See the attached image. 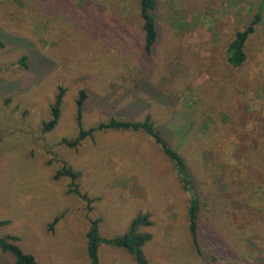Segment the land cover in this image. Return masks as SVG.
Returning a JSON list of instances; mask_svg holds the SVG:
<instances>
[{"label": "rangeland", "instance_id": "rangeland-1", "mask_svg": "<svg viewBox=\"0 0 264 264\" xmlns=\"http://www.w3.org/2000/svg\"><path fill=\"white\" fill-rule=\"evenodd\" d=\"M20 1L0 0V237H18L38 264H90L92 221L114 239L149 214L148 264H264V11L245 63L227 60L263 0H156L150 55L140 0ZM60 89V118L45 132ZM82 92L84 129L150 117L185 159L201 253L189 231L191 195L153 138L106 130L76 148L64 143L79 134ZM63 168L80 173L92 211L69 193V177L56 178ZM99 257L137 264L107 244ZM14 263L0 253V264Z\"/></svg>", "mask_w": 264, "mask_h": 264}, {"label": "trees", "instance_id": "trees-1", "mask_svg": "<svg viewBox=\"0 0 264 264\" xmlns=\"http://www.w3.org/2000/svg\"><path fill=\"white\" fill-rule=\"evenodd\" d=\"M17 4H21L20 0H13ZM141 5V17L144 21V48L145 53L150 55L156 46L158 40V29L156 24V18L154 11L156 9V0H140ZM264 11V0L261 3L258 12L256 13L252 22L241 31H238L231 41L228 47V63L232 67H240L245 63L247 58L246 44L250 37L256 32L257 26L262 22ZM2 44H0V47ZM64 90L60 89L58 95L56 96V101L52 107V118L49 122L44 124L43 130L45 132L53 129L60 118L62 102L64 97ZM86 99L85 93H81L80 98L77 101V118L79 123L78 136L74 140H64V143L69 147L76 148L81 145V143L88 139L93 138L96 132L106 131V130H123V131H143L146 135L154 139V141L161 146L166 157L174 164L179 181L183 189L191 195L190 203L188 207V218H189V231L192 238V243L196 250L201 253V245L199 241V212L200 203L197 196L194 193L193 184L190 179V174L188 172L187 163L182 155L176 151L167 139L160 135L159 131L155 128V125L150 117H147L143 122L136 121H124L112 119L106 123H100L95 127L88 130L84 129L82 126V115H83V105ZM61 176H67L72 180L71 188L69 193L81 196L88 202V209L92 211V203L94 202L86 194H81L78 189L77 181L80 177V173L73 171L69 168H63L56 178ZM59 220L57 218L55 223ZM6 222H1L3 225ZM152 222L149 214L139 215L133 219L130 224L128 232L121 237L108 239L104 238L99 233V221L95 220L91 222V229L88 232V246L87 253L90 259V264H101L99 257V248L102 244L111 245L116 248L124 249L130 254L137 264H148V260L143 251L144 246L149 243L152 239V235L148 232H142V227L151 226ZM19 238L13 235H7L5 237H0V253L10 254L14 258V264H38L36 258L25 253L20 246L17 244ZM220 249V246L217 245Z\"/></svg>", "mask_w": 264, "mask_h": 264}]
</instances>
